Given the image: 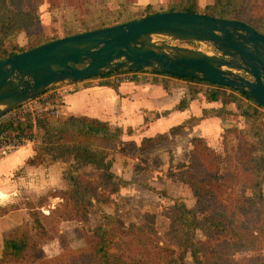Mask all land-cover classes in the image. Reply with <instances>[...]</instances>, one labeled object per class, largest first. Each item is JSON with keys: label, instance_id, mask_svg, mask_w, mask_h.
I'll list each match as a JSON object with an SVG mask.
<instances>
[{"label": "trees", "instance_id": "16d2710c", "mask_svg": "<svg viewBox=\"0 0 264 264\" xmlns=\"http://www.w3.org/2000/svg\"><path fill=\"white\" fill-rule=\"evenodd\" d=\"M200 0H170L164 4L139 6L133 0H0V60L22 51L42 45L60 37L114 26L133 21L139 17L159 12L203 13L207 16L243 22L264 35V16L255 10L264 0H209L203 8ZM48 4L51 14V35H46L41 23L39 8ZM60 20L61 35L54 26ZM118 74V73H114ZM133 72L132 78L137 79ZM112 74L98 76L107 77ZM154 84L160 85L157 76L188 81L190 85L176 106L184 110L190 101L204 97L206 103L218 104L216 108L202 110L198 118L170 129V136L178 135L183 127L203 119L220 118L234 121L239 116L242 127L232 129L236 145L231 152L220 155L207 146L204 139L197 138L194 149L188 152V163L178 165L177 180L188 186L193 204L188 206L182 199L169 197L165 191L156 192L171 202L165 217L168 226L163 236L155 232V214L145 212L144 224H125L114 214H106L101 206L112 204L111 196L121 187L131 184L116 176L110 169L113 154L126 155L133 145L120 144V133L107 123L86 117L33 118L26 116L15 124L1 125L0 130L15 136H32L33 156L29 166L56 164L61 170L65 188L47 192L42 198L62 200L60 210L54 207L49 216L53 218L77 217L86 219L87 211L94 206L100 212L102 223L93 230V236L84 237L78 256L88 254L85 264H182L189 256L194 264H238L230 254L235 249L246 252L264 239L263 214L244 205L235 196V188L246 187L255 198H262L264 188V108L259 107L245 94L208 82L164 74H149ZM94 77V78H98ZM168 90V83H161ZM197 85H203L204 88ZM239 97L248 104L241 106ZM234 105V110L230 107ZM34 131L36 134H34ZM227 132V131H226ZM224 136H227L226 133ZM166 137L145 140L144 148L164 143ZM224 140V137H223ZM143 148V147H142ZM173 177V174H170ZM95 177L94 180L90 178ZM152 190L146 184H139ZM59 205V203H58ZM72 210V214H70ZM65 211V213L63 212ZM81 223V222H79ZM40 231L30 234L17 227L2 234L0 264H17L23 257L28 263L41 264L43 256L39 242L46 232L38 223ZM200 232L203 239L196 238ZM120 239L115 242L114 238ZM264 242V240H263ZM116 248L120 253H111ZM126 249L127 252L120 251ZM254 262L261 260L255 252L250 255Z\"/></svg>", "mask_w": 264, "mask_h": 264}, {"label": "water", "instance_id": "95a60500", "mask_svg": "<svg viewBox=\"0 0 264 264\" xmlns=\"http://www.w3.org/2000/svg\"><path fill=\"white\" fill-rule=\"evenodd\" d=\"M133 72L208 82L264 108V35L236 20L174 11L60 37L0 60V117L57 87Z\"/></svg>", "mask_w": 264, "mask_h": 264}, {"label": "crops", "instance_id": "0c3cea01", "mask_svg": "<svg viewBox=\"0 0 264 264\" xmlns=\"http://www.w3.org/2000/svg\"><path fill=\"white\" fill-rule=\"evenodd\" d=\"M132 76L133 73L125 74V80L117 84L112 82L110 77L90 78L74 83L73 91L62 99V117L63 119L86 117L107 123L120 133L118 149H122L127 144L133 145L132 151L126 155L123 156L117 151L112 156L113 163L110 170H113L112 172L118 177L125 176L126 170L129 171L132 177L125 181L133 183L128 189L121 187L114 194V200L116 198L119 200L121 195L124 196L131 191L148 196L150 191L139 185L146 184L148 174H154L155 180L158 181L157 185H162L161 188H155L156 191H165L169 197L176 198L169 195V191L176 187L165 182L166 179H162L161 174L166 175L169 168L173 169L176 166L178 168L179 164L185 163L186 149L193 140L204 139L207 146L210 141L222 142L220 132L225 124L220 118V120L215 117L203 119L196 124L185 125L182 131L173 137L170 136V129L185 123L190 118L200 117L202 110L216 108L218 104L206 103L204 97L199 94L198 98L190 101L186 109L178 110L176 106L186 93L187 87L194 84L171 77L157 76L159 82L168 83L169 89L166 90L161 83L154 84L151 81L153 77L148 73L136 74L137 79L140 78L139 81H135ZM230 109L234 110V105ZM160 136L166 137L167 140L144 148L145 140L154 141ZM32 156L33 144H26L15 152L0 157L1 209L7 203H11L10 199L16 198L24 188L29 192L35 188L43 191L41 201L47 192L64 189L60 168L56 164L29 166L27 162ZM118 160L121 161V166L116 172L114 163ZM169 172L174 174L173 170ZM146 185L152 187L148 183ZM154 195L158 193L155 192ZM55 199L58 203L62 202L59 198H48L51 202ZM155 200L161 201V198Z\"/></svg>", "mask_w": 264, "mask_h": 264}, {"label": "rangeland", "instance_id": "374dc122", "mask_svg": "<svg viewBox=\"0 0 264 264\" xmlns=\"http://www.w3.org/2000/svg\"><path fill=\"white\" fill-rule=\"evenodd\" d=\"M170 0H133L136 5L145 6V5H155V4H164ZM209 0H200L199 7L203 8V6ZM40 19L41 23L44 26V32L46 35H51V27L53 26L51 22V14L48 12V4L44 3L40 8ZM256 14L259 16H264V5H261L257 10H255ZM57 29L59 35H61L60 29V20L58 23L54 25ZM187 47L196 49L198 48L196 45L187 44ZM203 49V48H202ZM109 77V76H107ZM94 78V77H93ZM204 88L203 85L199 86ZM239 103L241 106L248 104L245 99L239 97ZM219 106V105H218ZM219 119V118H218ZM220 120V119H219ZM223 124H228L229 126H225L220 132V137H222V142H209V147L215 150L216 153L220 155H224L225 151L231 152L232 148L236 145L235 134L229 133L232 129H239L242 127V119L240 116L234 121H224ZM223 126V125H222ZM227 131V132H226ZM226 133L227 136H224ZM34 134L36 132L34 131ZM224 137V140H223ZM196 145V140H193L191 145H189L185 152V163H188V152L191 149H194ZM130 159V157H129ZM122 160V159H121ZM114 171L117 172V169L121 166V161L118 160L114 163ZM172 168V167H171ZM169 168L168 173L164 175L161 174L162 179H166L165 182L168 184L174 185L176 189L169 191V195L176 197L178 199H182L184 203L188 206L193 204V199L191 197V193L188 189V186H184L177 180V174L182 169L177 168V166L173 169ZM170 170L174 171L173 177L170 176ZM177 170V171H176ZM184 170V169H183ZM182 170V171H183ZM113 171V170H112ZM133 172V171H132ZM128 173V174H127ZM132 174L126 170V175L121 176L122 180L131 179ZM156 178H159L156 176ZM94 180L95 177L90 178V180ZM63 181V187L65 188V182ZM160 181V180H159ZM151 185L152 190H149L150 195L143 196L138 192L131 191L126 195H121L120 199L117 198L114 200V195L111 196L112 204L108 206H101V210L106 212V214H114L117 218H119L125 226L128 224H135L136 226H142L144 224L143 214L145 212L155 214V223L154 230L158 233L159 236H163V233L166 231L168 226V220L165 217L166 210L171 202L165 197H161L158 195H154L156 191L155 188H161L162 185H157L158 181L155 180L154 174L147 176V181L145 182ZM133 184V183H131ZM137 184V183H136ZM124 187L130 188L132 185L128 184ZM38 188L35 190H27L26 188L22 189L20 194L16 198L10 199L11 203H7L2 209L0 208V243H2V234L4 232L9 231L12 228L17 227L18 229L27 230L30 234L36 233L40 231L38 229V223L42 226L43 230L46 232V238H42L39 242L40 247L42 248L43 256L40 257L41 264H85L86 258L89 257L88 254L82 256H78V248L83 245V241L78 237L75 233V229L81 231L84 237L93 236V230L97 229L102 223V219L100 217V212L96 206L89 208L87 211L86 219L81 223H79L76 219L77 217H67L68 214L65 213L63 218L55 217L51 218L49 214L54 209V207L58 206L63 210V207H60V203L58 205V200L41 201V197L43 196V191H38ZM165 189V188H164ZM136 190V189H135ZM43 192V193H42ZM235 196L246 197V201L242 198L239 200L240 203L244 205L251 204L253 210L258 211L260 215L263 214L264 217V188H263V196L262 198H255L252 190L246 189V187L239 186L235 188L234 194ZM156 198H161V201H156ZM163 199V200H162ZM70 214H72V210H70ZM264 227V222L262 223V227ZM197 239H203V236L198 231L196 232ZM120 239L117 237L114 238L115 242H119ZM259 243L256 247L247 250L246 252H240L239 249H235L231 252L230 257L233 256L236 260H238V264H264V239H259ZM122 249V248H121ZM120 251L127 252L126 249H122ZM111 253H120L118 249L111 248L109 250ZM257 253L260 258L259 261L254 262L250 255H254ZM0 254H1V246H0ZM17 264H32L28 263L25 258L20 257L17 259ZM182 264H194L189 256V253L185 256Z\"/></svg>", "mask_w": 264, "mask_h": 264}, {"label": "built area", "instance_id": "2783aa9c", "mask_svg": "<svg viewBox=\"0 0 264 264\" xmlns=\"http://www.w3.org/2000/svg\"><path fill=\"white\" fill-rule=\"evenodd\" d=\"M128 73L112 74L110 79L115 84L124 81V75ZM73 84L57 87L50 90L33 100L23 104L19 108L0 117V126L6 124H15L23 120L26 116L35 118H55L62 119L61 106L62 99L67 96L72 89ZM34 138L28 135L15 136L7 134L0 130V157L15 152L18 148L26 144H33Z\"/></svg>", "mask_w": 264, "mask_h": 264}]
</instances>
